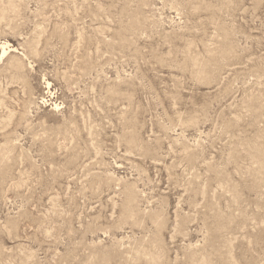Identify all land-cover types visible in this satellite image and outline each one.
Here are the masks:
<instances>
[{
  "label": "rangeland",
  "instance_id": "obj_1",
  "mask_svg": "<svg viewBox=\"0 0 264 264\" xmlns=\"http://www.w3.org/2000/svg\"><path fill=\"white\" fill-rule=\"evenodd\" d=\"M2 45L0 264H264V0H0Z\"/></svg>",
  "mask_w": 264,
  "mask_h": 264
},
{
  "label": "bare ground",
  "instance_id": "obj_2",
  "mask_svg": "<svg viewBox=\"0 0 264 264\" xmlns=\"http://www.w3.org/2000/svg\"><path fill=\"white\" fill-rule=\"evenodd\" d=\"M7 49H8V47H6V45H2V47H1L2 52H1V56L0 57L4 56L6 54Z\"/></svg>",
  "mask_w": 264,
  "mask_h": 264
},
{
  "label": "snow or ice",
  "instance_id": "obj_3",
  "mask_svg": "<svg viewBox=\"0 0 264 264\" xmlns=\"http://www.w3.org/2000/svg\"><path fill=\"white\" fill-rule=\"evenodd\" d=\"M49 87H50V85H49Z\"/></svg>",
  "mask_w": 264,
  "mask_h": 264
}]
</instances>
